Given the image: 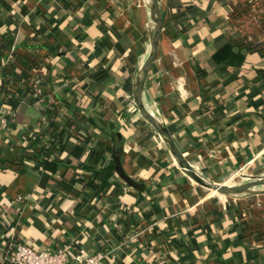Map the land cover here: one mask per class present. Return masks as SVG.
<instances>
[{
  "label": "crops",
  "instance_id": "1",
  "mask_svg": "<svg viewBox=\"0 0 264 264\" xmlns=\"http://www.w3.org/2000/svg\"><path fill=\"white\" fill-rule=\"evenodd\" d=\"M158 5L145 108L210 180L264 174V0ZM151 27L149 0H0V113H12L0 128V150L11 147L0 165V264H11L13 238L108 250L115 260L104 264H264V192L199 185L135 106L126 110ZM30 66L45 73L40 100L25 92L13 107L11 84ZM115 156L141 188L121 179Z\"/></svg>",
  "mask_w": 264,
  "mask_h": 264
},
{
  "label": "water",
  "instance_id": "2",
  "mask_svg": "<svg viewBox=\"0 0 264 264\" xmlns=\"http://www.w3.org/2000/svg\"><path fill=\"white\" fill-rule=\"evenodd\" d=\"M149 9L152 22L149 51L135 75L132 88V102L136 110L155 129L162 140L167 143L170 152L176 160L179 168L196 182L201 183L207 188H214L219 193L224 195L236 196L264 192V174L249 177L240 175L235 178L234 181L236 183H233L232 185H227L225 182H216L202 175L184 157L182 152L176 146L169 131L156 119L153 113L145 108L142 102V91L148 71L157 52L158 41L162 29V16L158 5V0H149ZM114 168L121 179H123L129 186L137 188L142 187L140 183H137L124 172L118 156L114 157ZM244 177L249 178V180L245 182L242 181Z\"/></svg>",
  "mask_w": 264,
  "mask_h": 264
},
{
  "label": "built area",
  "instance_id": "3",
  "mask_svg": "<svg viewBox=\"0 0 264 264\" xmlns=\"http://www.w3.org/2000/svg\"><path fill=\"white\" fill-rule=\"evenodd\" d=\"M30 68L31 66L29 67V70ZM43 74V68L41 66H37L35 72H33V74L28 79H25V77H18V82L21 84V87H18L14 84L13 89H30V92L33 94L37 93L35 96H33V98L37 100L38 97L36 96L41 92V78ZM46 115L52 120L53 115ZM11 116L12 113H0V128H5L7 126L8 120ZM82 134H84V131ZM235 174L236 172L233 173V175ZM233 175H231L230 178ZM242 214L243 216L247 215L246 212H243ZM129 235L130 236L128 238L132 237L131 234ZM6 259L11 264H104L106 262H113L115 260L113 254L108 250H97L87 253L83 250L77 249L71 242H63L52 250L37 249L30 244L15 240L14 238L12 239L10 250L7 252Z\"/></svg>",
  "mask_w": 264,
  "mask_h": 264
},
{
  "label": "trees",
  "instance_id": "4",
  "mask_svg": "<svg viewBox=\"0 0 264 264\" xmlns=\"http://www.w3.org/2000/svg\"><path fill=\"white\" fill-rule=\"evenodd\" d=\"M191 7H192V5H188V9L189 10H191ZM222 49H224V53H226L227 52V46L226 45H224L222 48H220V49H218L217 51H215L214 53H213V55H212V58L214 59V61H215V59H217V56L218 55H220L222 52H223V50ZM247 52H253V50L255 49L254 47H253V45L251 44V43H248L247 45H246V47L244 48ZM222 50V51H221ZM229 55L232 57V59H237L236 61H238L239 62V60H241L242 59V57H243V55H241V52H240V50L239 51H237V52H233V50L231 49V52L229 53ZM37 67V66H36ZM36 67H31V70L33 71V72H35V70H36ZM23 69V68H22ZM33 73H31V72H23V70L22 71H20V73L18 74V77H21V78H24L25 77V79H28L31 75H32ZM45 77V73L42 75V78H41V81H42V79ZM17 82L18 81H16V80H14V82H12L13 84L12 85H16L17 84ZM19 83V82H18ZM77 88H79V87H77V84L76 85H73V89L74 90H77ZM79 89H81V88H79ZM12 94L13 95H11V98H9V101L8 102H10L11 101V105L14 107L15 106V104L20 100V98L21 97H23L25 94H23V93H25V92H30V89H24L22 92L21 91H19V88H15V89H13L12 91ZM26 96V95H25ZM126 99L127 100H129V95H127V97H126ZM126 110L127 111H134L135 109H134V106H133V104L131 103V102H129V104H126ZM83 109V108H82ZM78 135H80V137L83 135L82 133H78ZM84 136V135H83ZM86 136V135H85ZM53 138H54V144H57L58 145V148L62 145V143H61V135L59 134V133H54L53 134ZM52 141V140H51ZM52 143H53V141H52ZM56 147V146H55ZM10 152V150H9V148L8 147H4V148H1V150H0V165H1V163H4V162H6L7 161V157H6V154L7 153H9ZM127 206V205H126ZM122 206V211L124 212V213H126V215H128V212L129 213H133V208L132 207H129V206ZM122 212V213H123ZM78 249V248H77Z\"/></svg>",
  "mask_w": 264,
  "mask_h": 264
},
{
  "label": "rangeland",
  "instance_id": "5",
  "mask_svg": "<svg viewBox=\"0 0 264 264\" xmlns=\"http://www.w3.org/2000/svg\"><path fill=\"white\" fill-rule=\"evenodd\" d=\"M248 3H250L251 4V2H248ZM250 173H248V170L246 169V170H240V169H237V171H236V174L235 175H233L229 180H228V183H236L234 180H235V178H237L238 176H246V177H249V176H253V175H249ZM254 176H256V175H254ZM246 177H244L243 179H242V181H247V180H249V178H246ZM206 191L208 192V189H206Z\"/></svg>",
  "mask_w": 264,
  "mask_h": 264
},
{
  "label": "bare ground",
  "instance_id": "6",
  "mask_svg": "<svg viewBox=\"0 0 264 264\" xmlns=\"http://www.w3.org/2000/svg\"><path fill=\"white\" fill-rule=\"evenodd\" d=\"M151 112V111H150ZM152 113V112H151ZM191 178V177H190ZM192 179V178H191ZM228 179V178H227ZM193 180V179H192ZM195 181V180H194ZM196 182V181H195ZM198 183V182H197ZM227 185H232L233 183H227V181L225 182ZM199 185H201V186H204V185H202L201 183H198ZM204 187H206V186H204ZM209 189H212V190H214V191H216V192H218L216 189H214V188H209ZM219 193V192H218Z\"/></svg>",
  "mask_w": 264,
  "mask_h": 264
}]
</instances>
